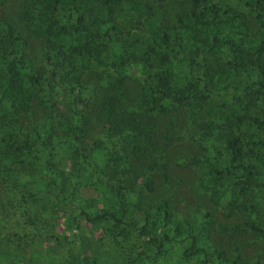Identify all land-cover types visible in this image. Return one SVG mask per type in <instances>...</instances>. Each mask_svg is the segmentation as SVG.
Returning a JSON list of instances; mask_svg holds the SVG:
<instances>
[{
	"label": "rangeland",
	"instance_id": "obj_1",
	"mask_svg": "<svg viewBox=\"0 0 264 264\" xmlns=\"http://www.w3.org/2000/svg\"><path fill=\"white\" fill-rule=\"evenodd\" d=\"M68 2L64 0V5H70ZM122 2L116 7L115 16L122 32L130 29L127 37L119 34L126 37L125 47L131 55L120 66L124 75L120 89L127 111H133L153 133L141 142L142 150L129 161L124 159L129 138L109 139L99 109L111 92L108 84L113 81L114 72L104 63L94 62L84 71L82 83L90 84L92 91L82 109L92 119L78 146L71 144L70 160L56 150L66 139L57 115L61 113L69 119L68 128L74 134L75 125L80 124L68 90H62L49 114L37 106V93L29 115H10V136L6 137L0 129V264H185L191 259L228 264L224 258L232 264H264V174L257 176V188L243 193L244 184L238 177L223 179L219 187L213 185L204 162V155L210 162H218L226 155L216 136L217 126L224 114L246 101L249 84L255 79L252 74L230 67L220 47L225 41L230 46L242 39L258 42L264 32L251 16L240 20L231 14L222 16L220 25L206 28L220 39V47L216 45L213 52L203 51L191 67L200 79L199 99H192L191 105H172L168 113H157L152 118L139 95L144 85H153L157 65L147 55L144 26L133 18V10L144 4L161 7L171 35L178 37L175 48L181 45V57L188 65L192 33L174 29L187 0ZM26 4L30 5L31 0H7L4 6L7 17L26 40L32 68L40 69L43 40L31 30L43 27L47 17L32 8L30 16L21 20V7ZM61 13L62 19L67 20V14ZM221 66L226 73L213 77ZM171 67L174 83L186 84L188 77L178 70L175 60ZM51 123L58 127L59 136L54 137L53 147L47 150L41 139ZM20 129L27 135L30 153L22 148ZM233 129L243 147L248 144L264 156V128L245 122ZM8 141L13 142L11 148L7 147ZM199 159L202 164L197 162ZM250 160L255 162L254 158ZM90 168L98 173L89 175ZM87 184L96 187L99 195L89 211L110 212L122 223L114 222L107 214L102 219L85 220L77 213L76 205H85L80 187ZM215 189L222 198L220 203L211 199ZM162 201L168 202L170 223L158 213L157 206ZM240 202L255 208H244ZM189 234L198 235L196 243ZM186 247L194 252L185 258Z\"/></svg>",
	"mask_w": 264,
	"mask_h": 264
},
{
	"label": "trees",
	"instance_id": "obj_2",
	"mask_svg": "<svg viewBox=\"0 0 264 264\" xmlns=\"http://www.w3.org/2000/svg\"><path fill=\"white\" fill-rule=\"evenodd\" d=\"M6 2L7 0H0V129L3 130L2 133H5L6 137L10 136L8 129L10 115H29L33 111L35 106L33 101L37 93H39V98L36 99L37 106L41 110H47L49 114L51 105L62 94V90L66 89L72 95L80 124L75 125L77 134H74L68 128L69 119L61 113L57 115L59 127L66 139L62 145L57 146L56 150L59 154H64V159L70 160L73 152L70 151L71 144L78 146L92 119L90 113L82 109L92 91L90 84L82 83L84 71L94 62L104 63L109 64L113 70L114 79L108 84L112 86L110 94L100 104V115L104 116L109 139L117 136L129 138L125 146L124 159L129 161L128 158L138 155L142 150L141 142H146L153 132L133 111H127L126 103L123 101L124 95L120 89L124 80L120 66L131 55L125 47L130 29L122 32L115 16L116 7L123 3L122 0H70L68 2L70 5H64V0H31L30 5H23L20 11L21 20L30 16L32 8H37L47 17V23L43 27H35L31 30L35 36L43 40L40 69L32 68L26 51V40L17 25L6 15L4 6ZM134 8L136 16L133 18L144 26L142 35L146 40L147 55L153 58L157 65L153 71V85H144L139 95V101L147 106L152 118L157 113H168L172 105L173 107L191 105L192 99H199L197 81L200 79L193 73L191 67L196 64L197 57L203 55V51L213 52L220 41L217 36L208 33L206 28L220 25L223 22L222 16L231 14L233 18L240 20H246L251 16L257 20L259 24L257 28L264 32V0H230L221 3L211 0H187V7L177 15L174 24V29H188L192 33L187 65L181 57V45L175 48L174 40L178 37L171 35L161 7L144 4ZM61 12L67 14V20L65 17L64 20L62 19ZM129 20L134 21L132 17ZM241 25L246 26L245 23ZM120 32L126 37L120 36ZM226 43L227 41L221 47L217 46L222 48L227 56V64L235 71L252 74L255 79L249 84L246 101H240V108L224 114L217 126L216 136L222 141L226 155L218 162H210L209 157L204 155V162L208 167V178L213 185L219 187L222 186L223 179L238 177L244 184L243 193H247L259 185L256 180L258 175L264 174V156L258 155L248 144L243 147L241 138L233 128L245 122L264 128V36L255 43L246 39H242L240 43H232L231 46ZM172 60L177 63L178 70L188 77L186 84L174 83ZM225 73L226 68L221 66L215 70L213 77ZM14 122L17 123V120ZM20 125L18 124V127ZM18 133L22 136V148L25 153H30L27 135L21 129ZM58 134V127L51 123L43 132L42 147L51 149L54 137H58ZM242 135L246 137L247 133ZM12 143L8 141L7 147L11 148ZM113 154L116 156L117 151ZM83 157H86L85 154ZM251 158H254L255 162L251 161ZM197 162L203 163L201 159ZM87 173L93 176L98 172L90 168ZM80 192L86 208L76 205V210L85 220L102 219L107 214L114 222H123L120 217L107 211L102 213L94 211L93 214L89 211L95 206V196H99L96 187L91 184L81 185ZM211 199L215 203L221 202L222 198L217 194L216 189L212 191ZM240 205L250 210L255 208L253 204L245 205L240 202ZM168 208L166 201H162L157 206L163 220L170 223V219L167 220ZM189 235L193 244L196 243L198 235ZM164 237L163 234L161 239L164 240ZM192 252L194 251L186 247L185 258L190 257ZM224 262L232 264L227 258H224ZM185 264H205V262L191 259Z\"/></svg>",
	"mask_w": 264,
	"mask_h": 264
}]
</instances>
